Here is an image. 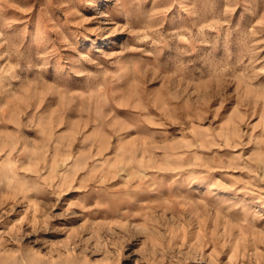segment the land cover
Wrapping results in <instances>:
<instances>
[{
    "label": "rangeland",
    "instance_id": "rangeland-1",
    "mask_svg": "<svg viewBox=\"0 0 264 264\" xmlns=\"http://www.w3.org/2000/svg\"><path fill=\"white\" fill-rule=\"evenodd\" d=\"M0 264H264V0H0Z\"/></svg>",
    "mask_w": 264,
    "mask_h": 264
}]
</instances>
